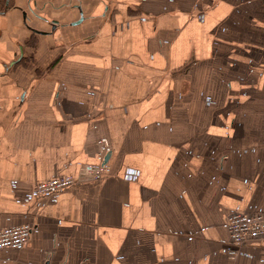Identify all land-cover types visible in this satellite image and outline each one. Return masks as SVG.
<instances>
[{
	"label": "crops",
	"instance_id": "crops-1",
	"mask_svg": "<svg viewBox=\"0 0 264 264\" xmlns=\"http://www.w3.org/2000/svg\"><path fill=\"white\" fill-rule=\"evenodd\" d=\"M7 2L0 230L32 234L0 264H264V239L231 257L227 228L264 212V0Z\"/></svg>",
	"mask_w": 264,
	"mask_h": 264
},
{
	"label": "built area",
	"instance_id": "built-area-1",
	"mask_svg": "<svg viewBox=\"0 0 264 264\" xmlns=\"http://www.w3.org/2000/svg\"><path fill=\"white\" fill-rule=\"evenodd\" d=\"M109 148L108 139H99L97 141L96 162L83 166L84 172L94 182H101L112 172L111 166L105 161ZM136 175L134 171L129 170L125 178L134 179ZM76 184V180L71 175L56 176L37 184L32 194L38 198L51 197L63 190L74 187ZM227 228L232 245L229 255L235 257L250 240L264 239V212L255 214L233 213L228 218ZM31 234L32 226L28 224L4 228L0 230V249L13 248L21 250L28 244Z\"/></svg>",
	"mask_w": 264,
	"mask_h": 264
},
{
	"label": "water",
	"instance_id": "water-1",
	"mask_svg": "<svg viewBox=\"0 0 264 264\" xmlns=\"http://www.w3.org/2000/svg\"><path fill=\"white\" fill-rule=\"evenodd\" d=\"M8 4H9V0H8V2H7V6H8ZM23 18H24V21H25V23H26L27 18H28V15H27L26 12L23 13ZM82 19H83V15H82V12H81V20H82ZM76 23H79V22H76ZM53 27H54V26H53ZM37 32H40V31H37ZM40 33H45V32H40Z\"/></svg>",
	"mask_w": 264,
	"mask_h": 264
},
{
	"label": "flooded vegetation",
	"instance_id": "flooded-vegetation-1",
	"mask_svg": "<svg viewBox=\"0 0 264 264\" xmlns=\"http://www.w3.org/2000/svg\"><path fill=\"white\" fill-rule=\"evenodd\" d=\"M21 61V57H19L15 62H13V63H18V62H20Z\"/></svg>",
	"mask_w": 264,
	"mask_h": 264
}]
</instances>
